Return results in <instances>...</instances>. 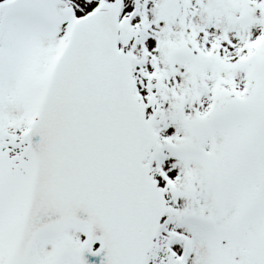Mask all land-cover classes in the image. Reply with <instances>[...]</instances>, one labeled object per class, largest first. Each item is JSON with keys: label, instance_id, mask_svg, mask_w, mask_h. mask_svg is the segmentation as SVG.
I'll list each match as a JSON object with an SVG mask.
<instances>
[{"label": "snow or ice", "instance_id": "obj_1", "mask_svg": "<svg viewBox=\"0 0 264 264\" xmlns=\"http://www.w3.org/2000/svg\"><path fill=\"white\" fill-rule=\"evenodd\" d=\"M0 264H264V0H0Z\"/></svg>", "mask_w": 264, "mask_h": 264}]
</instances>
